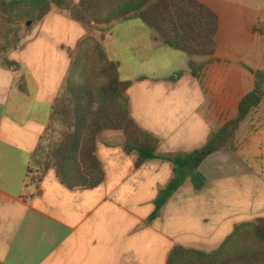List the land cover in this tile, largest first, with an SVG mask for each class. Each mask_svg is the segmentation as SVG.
Segmentation results:
<instances>
[{
    "label": "crops",
    "instance_id": "0c3cea01",
    "mask_svg": "<svg viewBox=\"0 0 264 264\" xmlns=\"http://www.w3.org/2000/svg\"><path fill=\"white\" fill-rule=\"evenodd\" d=\"M199 1L219 17L217 51L198 59L206 63L200 79L189 56L164 45L139 18L113 24L102 38L54 9L20 31L19 47L7 53L18 68L4 67L0 56V264H167L177 245L210 253L237 225L264 219V142H256L264 135V98L242 124L237 151L216 152L200 166L208 187L196 191L187 181L158 217L155 202L174 165L157 159L137 167L122 130L97 138L104 170L98 187L68 189L53 168L38 185H27L55 101L90 37L102 42L121 80L131 83V116L162 140L159 156L201 149L237 115L254 89L252 71L264 69L262 58L248 68L251 48L243 39H264V32L239 19L252 14L246 7L241 15L225 0Z\"/></svg>",
    "mask_w": 264,
    "mask_h": 264
},
{
    "label": "trees",
    "instance_id": "16d2710c",
    "mask_svg": "<svg viewBox=\"0 0 264 264\" xmlns=\"http://www.w3.org/2000/svg\"><path fill=\"white\" fill-rule=\"evenodd\" d=\"M54 9L86 31H100L102 38L113 24L139 18L164 45L189 56L190 70L197 79L206 66L198 59L211 58L217 51L219 17L199 0H0V40L4 41L0 56L4 67L18 68L7 53L19 47L22 25L38 23ZM252 72L254 89L240 103L237 115L211 132L205 146L192 153L161 157L158 150L162 140L142 129L131 116L127 96L131 83L121 80L118 64L109 60L100 40L86 39L73 59L44 137L57 134L56 143L48 153L36 150L27 185H38L53 168L68 189L98 187L103 183L104 170L97 156V138L107 130H122L127 137V152L137 156V167L157 159L174 165L173 178L155 202L153 218L158 217L187 181L196 191L208 187V180L199 171L208 157L219 151H237L236 137L242 124L264 98V69ZM167 264H264V219L237 225L210 253L177 245Z\"/></svg>",
    "mask_w": 264,
    "mask_h": 264
},
{
    "label": "rangeland",
    "instance_id": "374dc122",
    "mask_svg": "<svg viewBox=\"0 0 264 264\" xmlns=\"http://www.w3.org/2000/svg\"><path fill=\"white\" fill-rule=\"evenodd\" d=\"M225 2L231 3L233 6H235L234 11L240 12L241 15L244 14V9L246 7L247 10H249L252 14L246 15L245 17L241 16L239 19L247 18L246 20H248V22L251 24H259L257 29L264 32V0H225ZM260 17H262V19L259 21L258 19ZM24 28L25 25H22L21 30ZM251 37H248V39L247 37H244L243 39V44H247V46L251 48L247 54V57L244 59L249 69L252 67L256 68L255 62L259 58H262L264 63V39H260L259 37L254 39ZM57 136V134L55 135L54 133H50L46 139L44 138L39 149L48 153L51 150L52 144L56 143ZM256 142L258 144L259 142H264V135L259 137ZM43 157H45V154H43ZM262 166L263 165L259 164L257 167L261 168Z\"/></svg>",
    "mask_w": 264,
    "mask_h": 264
},
{
    "label": "water",
    "instance_id": "95a60500",
    "mask_svg": "<svg viewBox=\"0 0 264 264\" xmlns=\"http://www.w3.org/2000/svg\"><path fill=\"white\" fill-rule=\"evenodd\" d=\"M31 25H33V22L29 21V22H26L25 27H30Z\"/></svg>",
    "mask_w": 264,
    "mask_h": 264
}]
</instances>
